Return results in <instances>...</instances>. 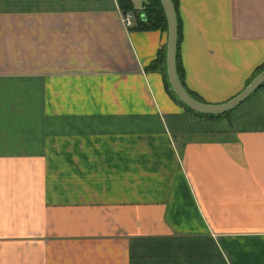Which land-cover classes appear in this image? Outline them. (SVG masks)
<instances>
[{
  "label": "crops",
  "instance_id": "obj_1",
  "mask_svg": "<svg viewBox=\"0 0 264 264\" xmlns=\"http://www.w3.org/2000/svg\"><path fill=\"white\" fill-rule=\"evenodd\" d=\"M175 1L179 80L223 103L264 42L220 36L229 0ZM123 13L0 0V264H264V84L194 116L165 85L166 34Z\"/></svg>",
  "mask_w": 264,
  "mask_h": 264
},
{
  "label": "water",
  "instance_id": "obj_2",
  "mask_svg": "<svg viewBox=\"0 0 264 264\" xmlns=\"http://www.w3.org/2000/svg\"><path fill=\"white\" fill-rule=\"evenodd\" d=\"M161 6L165 25L166 40L164 47L165 78L168 89L172 96L189 111L202 116H220L239 106L253 92L264 84V68L259 71L245 87L232 98L220 104H204L194 99L180 82L176 68V48H177V17L171 0H158ZM140 20H145V15L140 14ZM169 90V91H170Z\"/></svg>",
  "mask_w": 264,
  "mask_h": 264
},
{
  "label": "rangeland",
  "instance_id": "obj_3",
  "mask_svg": "<svg viewBox=\"0 0 264 264\" xmlns=\"http://www.w3.org/2000/svg\"><path fill=\"white\" fill-rule=\"evenodd\" d=\"M230 12L233 10V14H238L237 20H234L231 25H228V35H220L226 39L234 38L232 41L234 44L243 42L241 38H244L249 43H263L264 42V3H256V1L243 2V0H229ZM238 1V2H237ZM220 24V21H218ZM221 29V27H218ZM223 30V26H222ZM233 31V32H232ZM231 44V41L228 42ZM253 77L250 78V80ZM170 90V89H169ZM171 91V90H170ZM172 93V92H171ZM205 104V103H204ZM220 104V103H219ZM197 116V115H194ZM200 124V123H199ZM198 124V126H199ZM197 126V127H198ZM202 127H209L210 125L202 122Z\"/></svg>",
  "mask_w": 264,
  "mask_h": 264
},
{
  "label": "trees",
  "instance_id": "obj_4",
  "mask_svg": "<svg viewBox=\"0 0 264 264\" xmlns=\"http://www.w3.org/2000/svg\"><path fill=\"white\" fill-rule=\"evenodd\" d=\"M143 1H144L143 9L140 12L134 11L130 7V5L127 2V0H118V5H119L121 11H123V12H127V11L131 12L132 16H134L137 29L143 30V31H156L157 30V31H162L163 33L166 34L165 19H164V15H163L161 6L159 4V1L158 0H143ZM171 2L173 4V6H174L175 13H176V1L175 0H171ZM140 14H144L145 15V20L144 21L140 20V16H139ZM176 17H177V14H176ZM177 33H178V21H177ZM158 60L159 59L155 57V60H152L149 63V68L152 69L156 65H158ZM175 68H176V72H177V75H178V78H179L180 77V68H179V62H178V36H177ZM263 68H264V66L258 68L257 71L255 72V74L253 75V77L259 71H261ZM163 76H164L165 85L167 86L165 74ZM175 101L179 105L184 107V109H186L189 113L197 115V116H200L198 114H195V113L189 111L184 105L180 104L176 99H175ZM227 113H225V114H227ZM225 114H222V115H225ZM222 115H220V116H222ZM220 116H204V117H206V118H217V117H220Z\"/></svg>",
  "mask_w": 264,
  "mask_h": 264
},
{
  "label": "built area",
  "instance_id": "obj_5",
  "mask_svg": "<svg viewBox=\"0 0 264 264\" xmlns=\"http://www.w3.org/2000/svg\"><path fill=\"white\" fill-rule=\"evenodd\" d=\"M131 14L130 13H123L122 14V16H121V22H122V24H123V26L125 27V28H128V27H130V25H131Z\"/></svg>",
  "mask_w": 264,
  "mask_h": 264
}]
</instances>
